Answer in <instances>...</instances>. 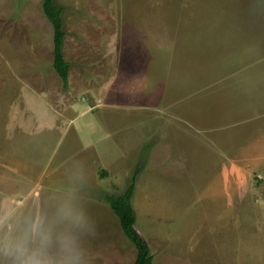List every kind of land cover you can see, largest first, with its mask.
<instances>
[{"label":"rangeland","instance_id":"obj_1","mask_svg":"<svg viewBox=\"0 0 264 264\" xmlns=\"http://www.w3.org/2000/svg\"><path fill=\"white\" fill-rule=\"evenodd\" d=\"M0 0V204L84 177L91 264H132L104 200L134 171L155 264H264V0ZM104 170L105 176L100 173Z\"/></svg>","mask_w":264,"mask_h":264},{"label":"clouds","instance_id":"obj_2","mask_svg":"<svg viewBox=\"0 0 264 264\" xmlns=\"http://www.w3.org/2000/svg\"><path fill=\"white\" fill-rule=\"evenodd\" d=\"M84 177L67 178L19 204H0V264H91L86 240L95 221Z\"/></svg>","mask_w":264,"mask_h":264},{"label":"trees","instance_id":"obj_3","mask_svg":"<svg viewBox=\"0 0 264 264\" xmlns=\"http://www.w3.org/2000/svg\"><path fill=\"white\" fill-rule=\"evenodd\" d=\"M41 6L44 16L53 27V67L61 80L62 88L67 89L70 64L63 56L62 47L65 37L63 10L55 3V0H41ZM140 167L141 163H136L130 182L122 194L105 195L104 200L118 217L123 233L136 249V257L132 264H155L148 242L134 227L135 216L131 199L134 195L136 176ZM105 174L106 172L102 170L100 176L103 177Z\"/></svg>","mask_w":264,"mask_h":264}]
</instances>
